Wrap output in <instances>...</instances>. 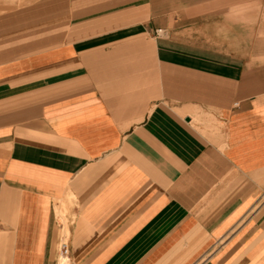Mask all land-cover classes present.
<instances>
[{"label":"crops","instance_id":"1","mask_svg":"<svg viewBox=\"0 0 264 264\" xmlns=\"http://www.w3.org/2000/svg\"><path fill=\"white\" fill-rule=\"evenodd\" d=\"M215 2L211 46L0 16V264H264V24Z\"/></svg>","mask_w":264,"mask_h":264},{"label":"rangeland","instance_id":"2","mask_svg":"<svg viewBox=\"0 0 264 264\" xmlns=\"http://www.w3.org/2000/svg\"><path fill=\"white\" fill-rule=\"evenodd\" d=\"M218 0H0V16L17 13L22 9H29L38 6H52L60 4L70 5V12L65 15L66 18L72 20L70 31L77 33L86 30L96 29L100 27L106 20L122 19L130 16H141L145 19L150 15H154L156 20V28L154 36H164L166 33H172L177 39L180 38L181 32L190 33V42L211 46L213 37L217 36L219 30L216 18H209L208 22H200L197 18L186 19L185 13L194 14L202 10L196 7L197 4L206 3L208 5L205 10L226 11L228 8L211 7ZM226 4L227 0H219ZM234 7L231 8L233 17H227L232 22H236V26H246L247 36L251 38L254 44L259 39L257 33L259 26L264 24V12L261 0H250L251 2L244 4L242 0H232ZM190 6L185 7L186 4ZM230 10V9H229ZM225 12V13H226ZM168 20L165 27L164 23ZM188 21V22H187ZM161 29V32L157 30ZM237 34H240L238 31ZM251 30V32H250ZM203 33V34H202ZM198 35H206L204 39H197ZM193 264H204V260L198 259Z\"/></svg>","mask_w":264,"mask_h":264},{"label":"built area","instance_id":"3","mask_svg":"<svg viewBox=\"0 0 264 264\" xmlns=\"http://www.w3.org/2000/svg\"><path fill=\"white\" fill-rule=\"evenodd\" d=\"M158 32H161V29H158L157 30ZM62 253H66L67 252V248L65 247V245H62V250H61Z\"/></svg>","mask_w":264,"mask_h":264}]
</instances>
